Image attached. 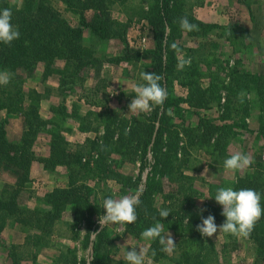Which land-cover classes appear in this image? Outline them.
<instances>
[{"label":"trees","instance_id":"obj_1","mask_svg":"<svg viewBox=\"0 0 264 264\" xmlns=\"http://www.w3.org/2000/svg\"><path fill=\"white\" fill-rule=\"evenodd\" d=\"M57 1L65 6V10L76 16L75 25H71L70 21L52 7L51 0H22L19 7L0 0V10L4 8L12 10V23L20 32V38L11 46L0 43V71L8 70L12 73L9 84L0 86V112L4 111L6 115L19 114L23 118L22 136L15 142L7 139L4 128L7 120L0 119V169L3 166L9 167L19 175L17 187L3 188L0 191V234L5 230L9 220L15 221L22 227L29 225L30 218L27 220L19 218L23 213L18 208V197L21 188L29 180V169L33 160L30 153L32 137L43 132L49 137L50 152V157L41 161L45 167L66 166L69 169L77 168L85 173L92 172L99 177H104L112 172H107L112 155L139 153L140 177L149 164L148 155L150 154L152 163L140 196L141 204L136 209L137 220L134 224L127 226L126 232L135 239H140L145 229L160 221L165 231H171L177 235L178 241L176 255L170 258L160 251L161 246L158 241H146L148 255L154 264L163 261L169 264H207L201 254L203 240L196 231V226L201 223L202 216L204 218L208 215L214 216L215 223L219 226L224 223L225 217L221 215V207L217 209L207 206L202 209L204 211L200 216L196 215L191 207L187 210L183 208L184 202L196 201L202 194L194 189L191 182L194 180L182 173L187 152L185 148L179 146L181 137L175 120L182 118L181 106L183 105L195 110L205 109L212 103L219 107L223 106L224 113L219 121L233 120L232 124L217 125L213 120L199 117L196 127L183 134V137L189 139L190 145L203 148L204 154L210 157L213 164L223 165L224 151H221L223 143L236 135L234 128H247L245 118L250 116V109H256L259 112L256 134L264 138V74L251 73L238 66L232 67L228 61L214 59L212 54L201 61V63L205 62L206 73L202 72L200 63H191L183 70H177L179 61L171 45L175 43L180 49V41L184 34L190 37L206 36L213 30H221L217 36L225 38L231 46L243 45L247 36L246 31L239 32L233 26H219L196 19L192 14L193 6H188L186 0H150L147 10L139 15L151 28L154 47L151 50H131L125 37L128 25L111 17L107 0ZM88 12H91L90 16H87ZM184 16H187L191 23L197 24L199 31H181L179 20ZM165 29L168 30L166 38L163 34ZM85 31L98 41L109 39L123 41L125 49L121 55L106 62L114 66L125 63L137 67L141 61L148 60V64L142 66V71L163 76L160 83L167 90V99L163 107L155 108L144 122L132 120L129 123L123 120L119 126L112 128L117 119L109 117L106 119L99 113L88 111L84 116L77 117L80 132H89L93 130V123L106 119L103 142L100 145H93L98 151V157L93 162L94 167L90 166L89 158L87 162H82L84 147L76 149L71 155L67 152V143L59 132L58 123L44 121L38 114L41 95L32 89L25 90L24 80L19 75L20 72L33 74L37 66L42 64V79L57 75L59 90L71 91L75 87L81 88L84 70L95 68L102 63L95 57L91 48L83 46ZM57 61H63L64 67H55ZM202 79L207 80L206 86L200 83ZM176 83L186 91L185 97L172 94V85ZM222 93L225 94V102L221 105ZM63 110L65 111L64 108ZM239 114H243L244 117L236 118L234 121V117ZM60 116H64V112ZM72 116L76 118L74 114ZM115 130H118V135L113 140ZM179 149L181 150L180 158H178ZM263 168L264 163L250 166L249 170L252 172L237 178L232 187L234 190L253 189L259 192L262 207H264ZM123 178H125L123 175H114L117 182L122 183ZM163 178L175 184V193L164 194ZM69 180V185L65 188H56L44 195L42 209L31 212L35 215L32 218L37 217V219L30 224L40 233L34 232L25 237V245L29 248L39 246L69 207L72 209L73 220H82L88 229L98 222L101 213L89 202L90 197L85 193L86 188L72 186V175ZM132 185L134 184L128 180L125 187L130 189ZM208 192L209 197L214 199L217 191L213 185H209ZM156 194L163 197L164 203L161 208L155 206ZM167 201L171 202L166 205ZM160 209L169 210L170 215L167 219L162 220L159 217ZM95 216L97 220L94 222L92 220ZM94 232L98 233L95 234L91 247V264H110L111 255L114 254L113 239L108 229L105 227L101 230L99 224ZM246 239L252 244L254 250V264H264V216ZM153 252H155L154 256ZM10 259L12 264H19L18 261L21 260L13 254L10 255ZM61 259L67 261L66 256H61ZM73 262L78 264L74 260ZM116 264L125 263L119 261Z\"/></svg>","mask_w":264,"mask_h":264},{"label":"rangeland","instance_id":"obj_2","mask_svg":"<svg viewBox=\"0 0 264 264\" xmlns=\"http://www.w3.org/2000/svg\"><path fill=\"white\" fill-rule=\"evenodd\" d=\"M5 1L18 7L22 2V0ZM107 1L111 17L128 25L125 37L129 48L139 51L153 49L151 28L139 15L142 11L147 10L150 0ZM186 4L193 6L192 14L196 19L198 17L193 8H196L197 13L200 16L203 15L205 20L210 21L212 18H217L218 23L213 24L233 26L239 32L240 30L246 31L247 36L243 45L235 44L231 46L225 41V38L217 36L218 33H221V30H213L206 36L190 37L184 34L180 41V50L184 59L191 58V63H200L199 66L204 73L207 72V69L204 66L205 62L201 63V61L207 59L209 54H212L214 59L228 61L232 67L238 66L251 73L264 74V0H186ZM51 5L62 17L70 21L71 25L76 24V16L65 10V6L62 3L57 0H51ZM90 14L91 12H88L87 16H90ZM83 40V46L91 48L95 57L100 59L102 63L95 68L84 70L82 74L83 86L81 88L75 87L71 91L59 90L57 75L42 79V64L37 66L33 74L20 72L19 75L24 80L23 87L25 90L32 89L41 95L38 114L44 121L58 123L60 126L59 132L67 143V152L71 155V153H75L76 149L84 147L85 152L82 162H87L89 158V164L93 166V162L98 157V151L93 145L102 144L103 136L106 133L105 120L107 117L117 119L112 128L119 126L123 120L129 123L132 120L144 122L149 117L150 113H129L128 108L135 96L133 86L137 83H142L139 73L143 69L142 66L148 64V60L141 61L137 67L125 63L114 66L106 61L121 55L125 49L123 41L119 39L98 41L88 31L83 33ZM151 44L152 48L149 49L148 47H151ZM177 58L178 61L181 59L178 55ZM64 64L63 61H57L55 67L62 68ZM112 68L116 70H112ZM200 83L206 86L207 80L202 79ZM172 94L178 97H185L186 91L176 83L172 85ZM222 95L221 105L225 102V94L222 93ZM181 107L183 109L182 118L175 120V123L181 137L179 146L185 148L187 152L186 164L182 173L194 180L191 181L194 189L202 194L196 201L184 202L183 208L187 210L191 207L196 212V215L200 216L202 214L201 210L207 206L217 209L221 207L216 203L215 199L209 197V185H213L216 191L221 187H231L237 178L243 177L252 171L248 168L244 171L229 173L224 169L223 165L213 164L210 157L204 154L203 148H199L198 145H190L189 139L185 136L183 137L187 130L196 127L199 117L213 120L217 125L232 124L233 120L229 122L219 121L220 116L224 113L223 106L219 107L212 103L205 109L200 110L191 109L186 105ZM87 110L99 113L106 119L93 123V130L80 132L78 130L77 117L84 116L88 112ZM2 112L4 116L0 114V119L7 120L4 127L5 131L9 121L12 120V122L16 121L18 123L17 132L19 137H13L11 132L15 134V131L10 129L11 132L9 131V134L6 131L7 139L9 140L10 137L11 139L17 138L19 140L23 132L22 116L19 114L10 116L6 115L4 111ZM62 112H64V116L61 117L60 114ZM249 112L250 116L245 118L247 128H234L236 135L228 138L223 143L221 151H224V156L222 160L236 152H240L251 156L253 160L251 166L257 163H264V138L256 134L259 112L256 109H250ZM73 114L76 118H73ZM239 117H244V115H237L234 117V121L236 118L239 119ZM117 135L118 130H115L113 140H115ZM32 141L30 153L33 160L29 169V180L21 188L18 197V208L23 213L19 218H24L25 220L30 218L28 221L29 225L22 227L15 221L11 222L9 220L5 230L0 234V253L3 254V256L0 255V258H4L6 255V260L10 262V255L13 254L21 259L18 261L19 264H75L73 260L78 264L81 262L89 264V259L92 256L91 247L95 237L92 233L98 227V222L88 229L82 220H73L72 209L69 207L63 212L61 220L54 224L50 234L39 243V246L29 248L25 245V237L34 232L40 233L39 230L33 228L30 224L31 221L35 222L37 219V217L32 218L35 215H32L33 213L31 212H37L44 207L42 199L45 194L53 189L68 186L69 177L72 175V186L85 187V193L90 197L89 202L101 213L99 216L104 215L105 210L102 208L104 199L109 197L116 199L123 195H131L137 189H144L152 163L151 155H148L150 165L148 164L140 177L139 153L136 155H112L110 157V167L107 170V172H112L107 173L104 177H99L92 172L85 173L77 168L69 169L60 165L45 167L41 161L50 157L49 137L45 133L39 132L32 137ZM180 157L181 150L179 149L178 158ZM33 164L34 167H42L43 170L47 171L48 175L44 176L40 171L34 170L35 176L31 178L30 173ZM205 169L208 171L205 172ZM115 174L125 177L121 179L122 183L114 179ZM262 175V181L264 182V168ZM18 178L19 175L12 168L3 166L0 169V191L3 188L17 187ZM128 180L134 184L130 189L125 187ZM162 185L165 195L175 193V184L170 183L167 179L163 178ZM154 201L155 206L158 208H161L164 203L160 194L154 196ZM170 202L167 201L166 205ZM96 220L97 216L93 217L92 221L95 222ZM217 226L219 225L217 224ZM117 227L118 225L106 226L114 242V254L111 255L110 264H116L119 261L127 264L125 260L127 250H130V248H148V243L142 238L135 239L126 230L117 231ZM168 232L171 233L176 244L178 241L177 235L171 231ZM199 236L203 240L201 254L207 264H254V250L252 244L246 238L219 232L211 238L202 237L200 233ZM175 255L176 248L175 252L172 255H168V257ZM61 256H66L67 261L61 259ZM152 264L154 263L152 262ZM159 264L169 263L163 261Z\"/></svg>","mask_w":264,"mask_h":264},{"label":"clouds","instance_id":"obj_3","mask_svg":"<svg viewBox=\"0 0 264 264\" xmlns=\"http://www.w3.org/2000/svg\"><path fill=\"white\" fill-rule=\"evenodd\" d=\"M12 16L10 8L0 10V43L7 46H11L15 40L20 38L19 29L12 23ZM179 27L183 32L199 31L198 25L191 23L187 16L180 18ZM167 31L165 29L163 33L164 38L167 36ZM171 47L181 57L177 64V70H183L185 66H190L191 58L184 59L183 53L175 43ZM11 77L12 73L8 70L0 71V86H7ZM139 77L143 82L133 86L135 96L128 105L129 113H151L155 108H162L167 99V90L160 83L163 76L154 72L141 71ZM252 163L251 156L236 152L224 160L223 166L227 172L235 173L248 169ZM207 171L205 169V172ZM141 195L142 189H137L131 195H123L116 199L111 197L104 199L102 208L105 213L98 217L100 229L118 225L116 230L123 231L128 225L134 224L137 220L136 209L141 204ZM214 199L222 207L221 215L225 217V221L222 225L217 226L214 216L208 215L206 218L202 216L201 223L196 226V231L202 237L211 238L219 232L247 238L264 216L261 194L253 189L234 190L232 187H221L217 190ZM169 215V210H159V217L162 220L167 219ZM141 238L148 242L158 241L161 246L160 251L168 255H172L175 251L174 239L170 232H165L164 225L160 221L145 229L141 233ZM152 255L154 256L155 252ZM125 260L127 264H152L147 248H130L125 254ZM89 264H91V259H89Z\"/></svg>","mask_w":264,"mask_h":264},{"label":"crops","instance_id":"obj_4","mask_svg":"<svg viewBox=\"0 0 264 264\" xmlns=\"http://www.w3.org/2000/svg\"><path fill=\"white\" fill-rule=\"evenodd\" d=\"M237 3H239L238 1H237ZM193 10L195 11V14L197 15V17H198V19H200V20H202V21H204V22H210V23H218V20H217V18H212V19H210V21H208V20H205L204 18H203V15L202 16H200L198 13H197V11H196V8H193ZM220 24V23H219ZM149 49H151L152 48V44H151V47L149 46L148 47ZM110 68V67H109ZM109 70H111V69H109ZM112 70H116L115 68H112ZM87 111H89V110H87ZM0 114H1V116H4V113L3 112H0ZM10 116H12V115H10ZM10 129H11V131L14 129V131H15V134H13L11 131H10ZM17 129H18V123H16V121H14V122H12V120L11 121H9V124L7 125V128H6V131L8 132V134H9V131L11 132V134L13 135V137H19V134H18V132H17ZM8 137H9V135H8ZM9 140H11V141H15V140H18L17 138H15V139H11L10 137H9ZM36 166V165H35ZM40 169V170H39ZM34 170H38V171H40L44 176H47L48 174H47V171H45V170H43V168L41 167V168H38V167H34V164L32 165V167H31V175H30V177L31 178H34V176H35V172H34ZM235 182H236V180L234 181V183L231 185V187H233V185L235 184ZM23 245V244H22ZM21 245V246H22ZM0 255H2L3 256V254H1L0 253ZM7 259V257H6V255H5V257L3 258V257H1L0 258V264H2V262H3V264H11V261L9 262V261H7L6 260Z\"/></svg>","mask_w":264,"mask_h":264}]
</instances>
